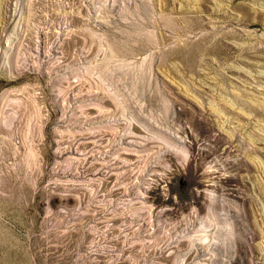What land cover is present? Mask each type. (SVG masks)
<instances>
[{
    "label": "rangeland",
    "instance_id": "obj_1",
    "mask_svg": "<svg viewBox=\"0 0 264 264\" xmlns=\"http://www.w3.org/2000/svg\"><path fill=\"white\" fill-rule=\"evenodd\" d=\"M0 264H264V0H0Z\"/></svg>",
    "mask_w": 264,
    "mask_h": 264
}]
</instances>
